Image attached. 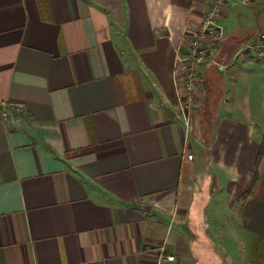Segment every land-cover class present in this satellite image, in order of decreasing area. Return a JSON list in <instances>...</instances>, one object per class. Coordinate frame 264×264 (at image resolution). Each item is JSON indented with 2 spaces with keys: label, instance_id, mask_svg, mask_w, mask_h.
Masks as SVG:
<instances>
[{
  "label": "crops",
  "instance_id": "obj_1",
  "mask_svg": "<svg viewBox=\"0 0 264 264\" xmlns=\"http://www.w3.org/2000/svg\"><path fill=\"white\" fill-rule=\"evenodd\" d=\"M241 1L189 117L176 57L215 0H0V103L22 104L0 117V264H264V60L228 65L264 0Z\"/></svg>",
  "mask_w": 264,
  "mask_h": 264
},
{
  "label": "built area",
  "instance_id": "obj_2",
  "mask_svg": "<svg viewBox=\"0 0 264 264\" xmlns=\"http://www.w3.org/2000/svg\"><path fill=\"white\" fill-rule=\"evenodd\" d=\"M224 0H215L211 5L210 9L207 11V14L199 27V30L196 33V36L190 41V47L192 53L188 56H177L176 62L177 65L185 72V81H186V90L193 91L195 88L196 73L194 68L205 62H214V60L206 59L205 50L203 47V41L208 37L216 38L221 36V32L217 25V16L219 14V9ZM250 0H242L244 3H248ZM257 59L264 60V30H260L256 33L255 37L251 41L243 42L240 46L234 51L231 56V60L228 65H233L237 63L240 59ZM193 98L191 96L186 97V104L189 106ZM3 105V106H2ZM185 107L188 108V106ZM9 106L14 108H21V103L10 102L8 104L0 103V117L7 118L9 116ZM183 108V106H182ZM190 113V112H189ZM191 114V113H190ZM190 114L189 117H190ZM192 155H188V158H191ZM155 264H177L175 254H163L160 253L157 257Z\"/></svg>",
  "mask_w": 264,
  "mask_h": 264
},
{
  "label": "rangeland",
  "instance_id": "obj_3",
  "mask_svg": "<svg viewBox=\"0 0 264 264\" xmlns=\"http://www.w3.org/2000/svg\"><path fill=\"white\" fill-rule=\"evenodd\" d=\"M242 2V1H241ZM200 27V26H199ZM198 27V28H199ZM197 28V30H199ZM202 63H200V64H198L197 66H199V65H201ZM235 65V64H234ZM178 66V65H177ZM197 66L194 68V72L196 73V68H197ZM179 67V66H178ZM182 70V69H181ZM184 77H181V80H182V82H183V85H184V87H185V90H184V97H185V101H183L184 103L182 104V106H183V108L181 109V111L182 112H185V115L187 116L188 115V113L190 112V113H194L193 111V106H192V104L194 103L193 101L191 102V104L188 106L187 104H186V97H188V96H191L193 99H194V91H195V89L197 88V84H198V77H197V75L195 76V78H196V81H195V88H194V90L193 91H188V90H186V79H185V72L184 71H182V73H181ZM185 105H187L188 106V108L187 107H185ZM194 122V121H193ZM216 187V186H215ZM208 188L209 187H207V190L205 191V187H204V185H203V187H202V189H203V193L205 194V193H207L208 194ZM213 188H214V185H213ZM212 188V189H213ZM202 193V192H201ZM203 193H202V195H203ZM224 192L223 191H220V192H218V193H216V196L213 198V200L211 201V203L209 204V206H208V209H207V215H208V217H209V223L213 220V219H215L216 218V216H215V214H214V211L215 210H220V211H225L226 212V197H225V195L223 194ZM209 195V194H208ZM205 201V200H204ZM225 212H223L222 213V216H224V214H225ZM222 216L220 217V219H222ZM199 242H197V244H198ZM241 260V258H240V256H239V253H237V256H235V260H231L229 263H227V264H231L232 262H239Z\"/></svg>",
  "mask_w": 264,
  "mask_h": 264
},
{
  "label": "trees",
  "instance_id": "obj_4",
  "mask_svg": "<svg viewBox=\"0 0 264 264\" xmlns=\"http://www.w3.org/2000/svg\"><path fill=\"white\" fill-rule=\"evenodd\" d=\"M216 100V98L214 99V101ZM213 103V102H212ZM205 126V125H204ZM262 147L264 148V135H263V141H262ZM261 147V148H262ZM261 153H259V155H260Z\"/></svg>",
  "mask_w": 264,
  "mask_h": 264
}]
</instances>
